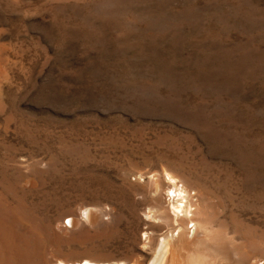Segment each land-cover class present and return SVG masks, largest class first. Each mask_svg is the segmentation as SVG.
<instances>
[{"label": "rangeland", "instance_id": "obj_1", "mask_svg": "<svg viewBox=\"0 0 264 264\" xmlns=\"http://www.w3.org/2000/svg\"><path fill=\"white\" fill-rule=\"evenodd\" d=\"M165 236L264 264V0H0V264Z\"/></svg>", "mask_w": 264, "mask_h": 264}, {"label": "bare ground", "instance_id": "obj_2", "mask_svg": "<svg viewBox=\"0 0 264 264\" xmlns=\"http://www.w3.org/2000/svg\"><path fill=\"white\" fill-rule=\"evenodd\" d=\"M171 180V179H170ZM175 186V185H174ZM172 193L174 194V197H177L178 201L180 199L179 202H182L181 205H178L175 207V210L179 211V213L183 212V215L186 217L185 219H187L189 216L191 217V211H190V206L185 202V200L183 201V199H185V190L178 188V187H174ZM176 201V202H178ZM173 203V205L176 204ZM174 209V207H173ZM174 212V211H173ZM87 213V212H86ZM85 213V214H86ZM182 215V217H183ZM194 226V225H193ZM187 227V226H186ZM193 228V227H192ZM188 229V228H187ZM181 230V229H180ZM179 230V236H181L180 233H182ZM183 231V230H182ZM187 231V230H186ZM171 236H168V238ZM177 237V236H176ZM166 236L163 237L162 239H160L159 243H158V247L157 250L155 252V255L153 256L152 260L150 261L149 264H169L172 256V250L173 247L171 245L174 246L175 242L178 240L176 239V241L174 242V244H171L170 240L168 239ZM183 238V237H182ZM175 239V238H174ZM174 241V240H173ZM181 241V240H180ZM177 243V242H176ZM178 246V245H177ZM176 247V245L174 246V248ZM172 248V249H171ZM191 259L189 261V264H210L207 260H206V255L205 254H197L195 257L192 258V256H190ZM172 262V261H171ZM85 264H91L88 261L85 262Z\"/></svg>", "mask_w": 264, "mask_h": 264}]
</instances>
